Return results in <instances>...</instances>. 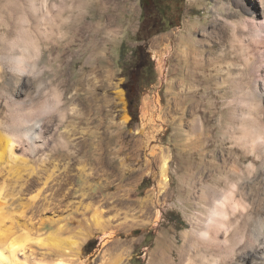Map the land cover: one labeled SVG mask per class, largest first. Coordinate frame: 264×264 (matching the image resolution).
<instances>
[{"label":"rangeland","instance_id":"rangeland-1","mask_svg":"<svg viewBox=\"0 0 264 264\" xmlns=\"http://www.w3.org/2000/svg\"><path fill=\"white\" fill-rule=\"evenodd\" d=\"M8 1L0 0V55L14 59L21 48L11 44V40L16 38L23 23L11 12ZM101 1L104 24L112 27L107 40L102 91L107 99L108 121L116 124L124 112L128 120L116 130L107 128V142L118 134V143L106 146L107 157L102 164L85 157L80 165L75 156L81 158L83 153L87 156L88 149L84 152L78 146L72 152L73 159L63 157L61 148L53 150L51 147L43 149L49 158L46 162H38L20 150L17 153L26 162L0 166L3 225L11 228L10 233L28 236L20 253L17 252V259L23 264L163 263L159 241L173 236L176 247L182 246L183 233L191 229L196 213L204 211L197 199L198 188L192 192L188 185L193 180L195 185L201 178L207 179L208 171L200 175V170L206 166L217 165L225 173L228 167L237 164L242 173L252 174L251 194L242 200L254 204L257 214L263 210L262 165L255 162L253 175L248 167L253 159L247 157L239 138L252 132L249 127L254 119L264 120V104L256 105L244 99L239 89L226 84L218 86L217 79L202 78V82L193 85L183 82V72H174L179 61L171 62L170 58L173 51L180 50L185 35L191 34L201 41L208 31L215 41L222 35L219 23L223 20L243 25L264 23V0H172L166 4L165 22L147 36L139 34L143 0ZM2 40H7L4 46ZM246 43L258 75L264 74V41ZM138 47L144 56H138ZM216 47L211 50L216 51ZM46 55L42 67L46 65ZM83 60L76 56L75 63L71 60L66 64L63 76L55 82L59 86L58 94L45 91L47 99L43 107H50L45 128L65 131L61 115L54 110L59 105L58 95L66 94L65 82L69 77L77 78L84 66ZM146 63L151 69L142 68ZM241 63V60L236 62ZM3 67L0 61L1 70ZM239 70H235L236 79ZM5 72L4 68L0 74L4 80L8 77ZM202 72L205 73V69ZM45 78L54 80L55 77L47 72ZM131 78L136 82L138 93L133 113L124 88ZM72 94H66L67 98ZM72 102L67 105L70 114L71 109L77 112L81 108L79 100ZM9 114L5 98L1 96L0 130L1 124L8 122ZM93 118L85 126L80 118H68L74 124L69 133L76 143L97 133ZM199 122L203 123L200 140L189 150L185 145L186 133L192 124ZM167 158L170 182L162 189L160 170ZM187 166L196 170L192 181L186 172ZM143 202L146 207L142 213L133 204Z\"/></svg>","mask_w":264,"mask_h":264},{"label":"bare ground","instance_id":"bare-ground-1","mask_svg":"<svg viewBox=\"0 0 264 264\" xmlns=\"http://www.w3.org/2000/svg\"><path fill=\"white\" fill-rule=\"evenodd\" d=\"M8 4L11 6V12L17 14L23 24L18 29L16 38L11 40V44L21 48L17 58L15 56L14 59H9L5 54L0 55L4 66L2 70L0 68V74L5 68L8 76L5 80L0 76V97L5 98V105L10 113L8 122L1 124L0 166L8 162H26V159L19 157L17 151L20 150L29 153L38 162H46L49 158L43 149L51 147L53 150L61 148L63 157L73 159L72 152L78 146L84 152L88 149L87 156L85 153L81 158L75 156L80 165L84 163L85 157L97 164L104 163L107 157L106 146L118 143V134L113 135L110 142H107L109 128L118 129L126 123L128 116L124 112L121 121L116 124L110 122V125L108 121L107 99L102 91L105 87L103 76L107 40L112 27L104 24L103 11L100 12L103 2L10 0ZM250 7L252 9V6ZM254 16L257 17V13ZM112 23L111 26H114ZM219 24L222 35L216 37L215 41L212 33L208 31L204 32L201 41L194 39L191 34L183 36L180 50L173 51L170 58L171 62L179 61L174 72L181 70L182 81L190 85L202 82V78L206 81L217 79L218 86L226 84L239 89L238 92L244 99L256 105L264 104V74L258 75L255 60L251 57L249 45L246 43L248 40L255 41L256 44L264 41V23L260 21L243 25L223 20ZM7 40H2V46ZM210 42L214 45H210ZM215 45L216 51L211 50ZM200 46L202 48H199ZM45 55L46 65L42 67ZM76 56L84 59V66L77 78L69 77L65 82L66 94L72 92V97L68 99L65 93L58 95L59 105L54 110V113L61 115L60 119L66 126L65 131L45 128V119L50 114V107H43L47 99L45 91L59 93V86L55 82L63 76L62 72L67 63L71 60L75 63ZM240 60L243 64H236ZM236 68L240 69L237 79ZM202 69H205V73ZM47 72L54 75V80L45 78ZM119 94L121 98L122 95ZM78 100L81 108L77 112L73 108L70 111L72 114L67 113L69 101L74 103ZM71 115L73 118H80L84 126L94 117L97 133L76 143L69 133V128L74 125L73 121H69ZM250 126L252 132L242 135L239 144L246 150L247 157L253 159L248 167L254 175V165L257 161L262 165L264 172V120L254 119ZM81 130L84 132V128ZM202 131V122L191 125L186 133L185 144L189 150L195 148ZM185 169L192 181L195 168L187 166ZM205 171L210 173L207 179L201 178L195 185L193 180V183L188 185L189 191L198 188L197 199L204 211L196 213L191 229L183 233L182 246L176 247L173 236L159 241V255L162 254L164 259L163 263L159 264H264V202L261 201L262 212L257 214L254 204L242 200L251 194L252 174L248 176L242 173L237 164L228 167L225 173L217 165L206 166L204 170H200L201 177L206 174ZM169 172L167 158L160 170L162 189L169 186ZM232 177L236 179L233 180ZM135 205L143 213L146 202L134 203L133 206ZM3 208L4 204L0 200V264H23L18 261L17 254L20 253L18 251L23 247V242L28 240V236L10 233L11 228H5Z\"/></svg>","mask_w":264,"mask_h":264},{"label":"flooded vegetation","instance_id":"flooded-vegetation-1","mask_svg":"<svg viewBox=\"0 0 264 264\" xmlns=\"http://www.w3.org/2000/svg\"><path fill=\"white\" fill-rule=\"evenodd\" d=\"M172 0H143L142 1V23L139 34L148 35L156 31L165 22L166 4ZM178 2V0H175ZM139 48V47H138Z\"/></svg>","mask_w":264,"mask_h":264},{"label":"trees","instance_id":"trees-1","mask_svg":"<svg viewBox=\"0 0 264 264\" xmlns=\"http://www.w3.org/2000/svg\"><path fill=\"white\" fill-rule=\"evenodd\" d=\"M141 50V48H137V53H138V56H141V54L144 56V52H142L141 54L139 53ZM142 56V57H143ZM140 58V57H139ZM141 60V59H140ZM140 63H138V66H139ZM141 67V66H140ZM142 68L144 70H148V69H151L150 67V64L149 63H146L144 65H142ZM124 88L126 89L127 91V97H128V102H129V108L131 110V112L133 113L135 111V108L137 106V89H136V82L133 81V79H129L125 82L124 84ZM135 119H136V116H135ZM89 246V244H88ZM87 246V247H88Z\"/></svg>","mask_w":264,"mask_h":264}]
</instances>
